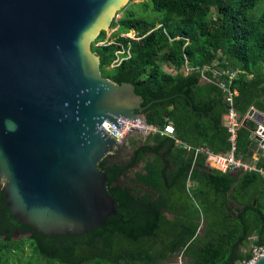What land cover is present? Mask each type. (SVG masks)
<instances>
[{
    "label": "trees",
    "instance_id": "1",
    "mask_svg": "<svg viewBox=\"0 0 264 264\" xmlns=\"http://www.w3.org/2000/svg\"><path fill=\"white\" fill-rule=\"evenodd\" d=\"M262 4L264 0L141 3L158 15L155 19L137 17L133 6L124 10L111 27L117 28L114 42L100 46L106 42L103 33L93 45L103 77L133 85L144 106L178 96L144 113L148 126L162 133L171 123L175 135L148 136L158 147L139 151L129 166L101 164L108 171L106 190L117 215L89 234H37L12 218L0 193V251L10 256L29 244L35 257L47 264H238L250 258L251 246H264V165L241 172L236 184L229 173L210 167L207 154L198 153L227 156L234 151L235 158L245 162L250 130L256 126L249 122V129L238 130L233 141L223 126L230 110L227 93L218 86H229L230 79L210 72V82H205L197 71L239 72L229 86L237 92L234 111L239 124L251 109L264 115ZM129 34L139 41L122 37ZM122 48L130 49L131 58L114 68ZM164 64L175 74L165 72ZM186 65L193 70L189 74ZM147 154L152 158L134 175L133 189L124 187L121 183L130 181L128 169L136 171ZM171 167L176 171L170 172ZM15 234L26 238L16 242Z\"/></svg>",
    "mask_w": 264,
    "mask_h": 264
},
{
    "label": "water",
    "instance_id": "2",
    "mask_svg": "<svg viewBox=\"0 0 264 264\" xmlns=\"http://www.w3.org/2000/svg\"><path fill=\"white\" fill-rule=\"evenodd\" d=\"M132 1L0 0V190L12 218L42 236L89 234L117 215L101 164L143 135L117 142L101 127L147 125L148 109L178 97L144 106L133 85L103 77L93 45ZM249 122L252 169L264 165V115L251 109L238 130ZM229 175L239 183V170Z\"/></svg>",
    "mask_w": 264,
    "mask_h": 264
},
{
    "label": "built area",
    "instance_id": "3",
    "mask_svg": "<svg viewBox=\"0 0 264 264\" xmlns=\"http://www.w3.org/2000/svg\"><path fill=\"white\" fill-rule=\"evenodd\" d=\"M135 34H129L122 36L126 40H134L139 41L138 38L133 37ZM106 43L100 44V46H104ZM119 46V45H118ZM131 58L130 49H124L116 54V60L113 63V67H119L123 62L128 61ZM187 65L185 66V73L189 74L192 72ZM198 72H200L202 80L205 82H210L207 75L211 72L215 78H221L223 76H226L230 79L231 82L234 81L238 75L239 72H225L221 73L217 70H213L210 68H204V69H198ZM219 88H221L224 92L227 93V102L229 105V113L224 116L223 122H225L228 126L229 132L233 135L232 140H235V136L237 133V130L241 126L238 122V116L234 111V98L237 96V92H232L229 89V86H227L224 82H219L218 84ZM118 124L122 125L121 131H119L117 128H115L113 125H111L109 122H105V124L101 127V131H103L107 136L114 139L117 142L123 141L132 131H139L144 136H151V135H157L160 134L161 136H171L173 137L175 135L174 127L171 123H169L164 131L161 133L157 128L150 127L148 125H145L144 123L139 121H136L135 123L130 120H118ZM205 153L210 157V167L214 170H218L222 173H230L236 170H239L240 172H247V171H254L257 168H249L247 165H245L241 160H238L234 156V151L228 154L227 156H215L211 154L210 152L206 150H201L198 153ZM262 176L264 177V170L260 171ZM255 239H253L254 241ZM264 257V246H251L250 248V258L244 262H240L238 264H255L258 260Z\"/></svg>",
    "mask_w": 264,
    "mask_h": 264
},
{
    "label": "rangeland",
    "instance_id": "4",
    "mask_svg": "<svg viewBox=\"0 0 264 264\" xmlns=\"http://www.w3.org/2000/svg\"><path fill=\"white\" fill-rule=\"evenodd\" d=\"M144 1L149 0H133L131 5L129 7H132V11L137 15V17L144 18V19H155L158 17L156 13H154L152 10L146 11V9L143 6H139ZM264 5V4H262ZM128 7V8H129ZM263 6H261V9ZM124 13L120 14L116 20V22L123 17ZM117 31V28L110 29L108 33H106V42L113 43L114 40L113 35ZM135 37V36H133ZM163 69L165 72L169 74H175V71L169 66L164 64ZM26 237H16L14 241H21L24 240ZM0 259L2 260V263L4 264H47L44 260H38L35 255L33 254L30 245L26 244L22 253L12 252L10 256H5L0 251ZM173 264H182L181 261L177 260L174 261Z\"/></svg>",
    "mask_w": 264,
    "mask_h": 264
},
{
    "label": "flooded vegetation",
    "instance_id": "5",
    "mask_svg": "<svg viewBox=\"0 0 264 264\" xmlns=\"http://www.w3.org/2000/svg\"><path fill=\"white\" fill-rule=\"evenodd\" d=\"M137 153L136 152L133 156V138L129 141V144L124 146L120 151H118V153L111 157L109 159L110 164H117L120 166H129L132 162L133 159L137 157ZM139 166L137 167L136 171H133L132 169H128V175L130 178V181H123L121 184L124 185V187H128L133 189V177L134 175L138 172ZM140 186H138L139 188ZM0 193L3 195V193L0 190ZM4 198V197H3ZM16 237H20L18 234H15V238Z\"/></svg>",
    "mask_w": 264,
    "mask_h": 264
},
{
    "label": "crops",
    "instance_id": "6",
    "mask_svg": "<svg viewBox=\"0 0 264 264\" xmlns=\"http://www.w3.org/2000/svg\"><path fill=\"white\" fill-rule=\"evenodd\" d=\"M163 137L171 138L170 136H166V135H164ZM149 139H150V137L144 136V135L143 136H135L133 138V156L136 152H139V151L143 150L144 148L154 149V148L158 147V145H159L158 142H156L154 140H151V142H149ZM151 158H152V156L150 154L146 155V160L144 163H140L138 172H141L145 169L147 163H149ZM174 171H176V170L171 167L170 172H174ZM233 204L234 203H232V205Z\"/></svg>",
    "mask_w": 264,
    "mask_h": 264
}]
</instances>
